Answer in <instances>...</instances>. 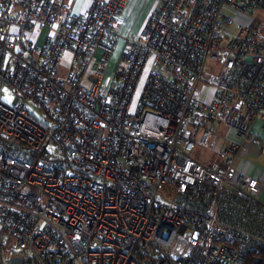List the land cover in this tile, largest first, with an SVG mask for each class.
<instances>
[{"label":"built area","instance_id":"2783aa9c","mask_svg":"<svg viewBox=\"0 0 264 264\" xmlns=\"http://www.w3.org/2000/svg\"><path fill=\"white\" fill-rule=\"evenodd\" d=\"M124 1L0 0V264L264 252L260 181L235 167L264 150V0H160L112 64ZM220 126L236 140L216 151Z\"/></svg>","mask_w":264,"mask_h":264},{"label":"crops","instance_id":"0c3cea01","mask_svg":"<svg viewBox=\"0 0 264 264\" xmlns=\"http://www.w3.org/2000/svg\"><path fill=\"white\" fill-rule=\"evenodd\" d=\"M159 6H160V0H125L120 14V18H121V25L119 28L120 38L124 41V38L139 35L142 27L144 26L149 16L153 12H155L159 8ZM220 127H225V126H220ZM220 127H218V133ZM225 128L227 129L226 134L219 133L221 137L225 138V140H222L223 147L226 146L228 141L236 140L233 131L227 127ZM251 131L264 141V129L262 128L260 119L254 120L251 127ZM243 146L244 148L241 149V151L235 157V167L244 170L248 176L258 179L260 181L261 184L260 196L264 198V170L258 169L253 164L246 165L244 159H240L239 161L237 160V156H239L240 154L241 155L246 154L251 149H254L256 147L250 145L248 142H244ZM202 160L204 161L205 159Z\"/></svg>","mask_w":264,"mask_h":264},{"label":"rangeland","instance_id":"374dc122","mask_svg":"<svg viewBox=\"0 0 264 264\" xmlns=\"http://www.w3.org/2000/svg\"><path fill=\"white\" fill-rule=\"evenodd\" d=\"M78 4L79 1L76 2L75 4V10L78 8ZM254 23L255 24H262L263 25V34H264V8H259L254 16ZM125 42L120 38V40L118 41L116 48L114 50L111 62L112 64H114L117 59L119 54L121 53L123 46H124ZM214 66H215V62L210 61L209 63H207L205 65V70L207 71V73L210 72H214ZM110 68L108 69V72H110ZM85 84H88V81L85 80L84 81ZM141 84H142V80L140 81L134 95H133V102L137 103V98H138V94H139V90L141 89ZM208 87L207 85H203V91H202V96L201 98L204 96V93L207 91ZM3 93L0 94V97L10 103L12 100V96L9 93V89L7 87H3L2 88ZM227 129L225 127H220L219 129V133L220 134H226ZM223 147V143L222 140L219 139L216 143H215V150L217 151L218 149H222ZM257 148V147H256ZM251 149L248 153L243 154V155H239L237 156V160L239 161L240 159H244L246 162V165L248 164H253L255 165L258 169H262L264 170V151L260 148L258 149ZM216 151H212L207 147H200L197 146L195 147L191 154L194 155L197 158H201V159H205L204 163L210 164L213 161H220V157L219 154ZM244 171V170H243ZM18 251V250H17Z\"/></svg>","mask_w":264,"mask_h":264},{"label":"water","instance_id":"95a60500","mask_svg":"<svg viewBox=\"0 0 264 264\" xmlns=\"http://www.w3.org/2000/svg\"><path fill=\"white\" fill-rule=\"evenodd\" d=\"M261 258L260 257H253V264H260L261 263ZM10 264H22V257L20 255H15L10 257Z\"/></svg>","mask_w":264,"mask_h":264},{"label":"trees","instance_id":"16d2710c","mask_svg":"<svg viewBox=\"0 0 264 264\" xmlns=\"http://www.w3.org/2000/svg\"><path fill=\"white\" fill-rule=\"evenodd\" d=\"M255 256L260 257L262 259L260 264H264V252H261V251H256V252L250 253L247 256L245 264H253V257H255Z\"/></svg>","mask_w":264,"mask_h":264}]
</instances>
